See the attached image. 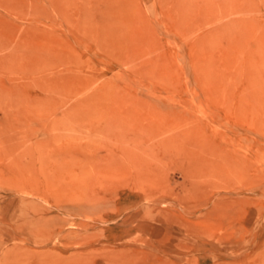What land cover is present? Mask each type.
<instances>
[{"label": "rangeland", "instance_id": "1", "mask_svg": "<svg viewBox=\"0 0 264 264\" xmlns=\"http://www.w3.org/2000/svg\"><path fill=\"white\" fill-rule=\"evenodd\" d=\"M0 264H264V0H0Z\"/></svg>", "mask_w": 264, "mask_h": 264}]
</instances>
